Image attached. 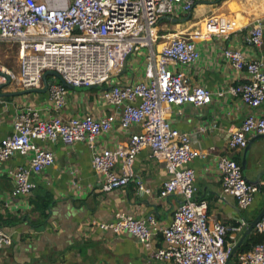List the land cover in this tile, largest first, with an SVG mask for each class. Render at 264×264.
Returning a JSON list of instances; mask_svg holds the SVG:
<instances>
[{"label":"built area","instance_id":"2783aa9c","mask_svg":"<svg viewBox=\"0 0 264 264\" xmlns=\"http://www.w3.org/2000/svg\"><path fill=\"white\" fill-rule=\"evenodd\" d=\"M195 0H0V43L16 46L17 74L0 66L20 90L42 88V74L54 71L65 84L74 88L96 85L99 96L113 109L111 114L95 118L91 114L64 118L44 116L28 105L15 115L12 131L0 140V163L16 155L29 157L27 163L8 172L12 196L25 195L34 188L32 177L53 166L55 154L45 143L70 147L85 143L91 153L93 172L102 180L101 190L110 193L128 186L134 178L133 165L141 150L148 148L164 165L167 179L159 197L177 195L180 202L171 224L158 227L153 215L141 219L117 214L112 223L100 224L102 230L115 234L126 232L146 249L154 235L161 233L162 248L150 257L168 264H226L233 244L225 242L229 227L222 222H209L207 205L196 199L194 171L189 163L202 154L191 146L197 132L175 129L167 119L171 107L191 105L203 107L212 100L210 91L190 86L184 73L175 67L196 63L199 52L194 41L212 35H224L236 28L233 21L209 17L205 33H176L159 36L157 24L176 10L186 14ZM264 23L255 21L247 41L260 47ZM163 39L161 48L156 45ZM146 50L143 80L117 84L129 56ZM224 58L232 67L243 71L247 81L229 87L223 93L240 98L249 109L264 103V58L246 60L239 50H224ZM47 99L52 109L65 108L67 87L48 76ZM0 76V86L6 84ZM48 110L50 111L49 107ZM47 110V111H48ZM0 117V125H1ZM129 131L127 141L113 149H97L96 139L113 127ZM264 135V114H248L227 141L229 150L243 149L252 136ZM216 169L221 176L222 191L234 197L241 209H247L259 189L243 176L241 166L227 156H217ZM138 189L150 193L138 180ZM75 186V183H73ZM262 237L252 249L237 255L241 264H264V216L255 225ZM12 245V238L0 226V249Z\"/></svg>","mask_w":264,"mask_h":264},{"label":"crops","instance_id":"0c3cea01","mask_svg":"<svg viewBox=\"0 0 264 264\" xmlns=\"http://www.w3.org/2000/svg\"><path fill=\"white\" fill-rule=\"evenodd\" d=\"M195 2L188 19L187 13L179 10L171 16L162 17L157 24L158 35L202 33L206 19L212 16L233 21L236 28L224 35L194 41L199 52L198 61L175 69L184 73L190 86L199 85L210 91L211 103L203 107H171L167 119L181 132H197L200 126L206 128L204 132H197L191 141L192 148L202 154L188 165L195 175L196 199L206 203L209 222H222L229 227L225 242L236 244L240 237L237 230H243L264 206V192L258 191L253 203L247 209H241L234 197L222 191L215 161L217 156L222 155L241 166L245 160L243 176L249 183L256 184L257 175L264 172V139L252 136L248 141L252 143L250 150L246 153L245 148L229 150L227 141L248 114H264V103L253 110L237 96L219 94L248 79L245 72L236 70L225 60L223 53L232 49L242 52L248 61L264 58V35L260 47L247 41L253 23H264V0ZM163 41L158 40V50ZM145 58V49L129 56L122 72L112 81L128 84L143 80ZM101 90L100 87L67 88L65 108L56 112L48 102L47 92L6 96L20 91L13 82L6 83L0 90L3 95L0 96V140L11 133L15 115L28 105L44 116L70 118L91 114L100 118L111 114L113 109L104 104L99 96ZM139 132L138 127L124 132L116 125L110 132L98 136L95 147L113 149L126 142L131 133ZM44 146L53 150L55 161L52 167L32 177L34 188L28 194L11 195L13 186L8 172L26 164L29 157L16 155L0 163V224L12 238L11 246L0 249V264H168L150 257L151 251L163 246L159 231L153 236L150 248L146 249L126 232L115 234L100 227V224L114 222L117 214L135 219L153 215L161 229L171 224L180 198L177 195L159 197L160 187L168 175L164 165L154 159L148 148L136 156L134 178L128 186L105 193L101 190L102 180L92 170L91 153L85 143L70 147L45 143ZM138 180L150 193L138 189ZM259 185H264V175L259 177ZM46 197L51 203L42 215L36 210L34 202L42 205ZM256 235L255 232L250 234L238 250L251 244ZM237 252L227 264H241L237 260Z\"/></svg>","mask_w":264,"mask_h":264},{"label":"water","instance_id":"95a60500","mask_svg":"<svg viewBox=\"0 0 264 264\" xmlns=\"http://www.w3.org/2000/svg\"><path fill=\"white\" fill-rule=\"evenodd\" d=\"M190 16H191V12H188L186 18L188 19V18H190ZM0 76L4 77L6 79L7 84L10 83V78L4 72L0 71ZM48 76H53L57 81H59L61 84L65 85L67 88H72L70 85L65 84V82L61 79L60 75L57 74L56 72H54V71H46V72H44L42 74V88L20 90V91L13 92V93H8V94H5V95L14 97V96H21V95H25V94L45 93V92H47L48 84L50 83V79L47 78ZM88 88L95 89V88H98V86L92 85L91 87H88ZM0 90H1V86H0ZM0 96H3V95L0 93ZM262 138L264 139V135L256 136V139H262ZM251 144H252L251 142H249L247 144V146L244 149V153H246V152H248L250 150ZM241 167H242V170L244 172L245 169H246V161L245 160L242 161ZM261 175H264V172H260L257 175V179H256V184L255 185L258 187L259 191H263L264 192V185L263 186L259 185V177ZM263 216H264V206L259 211V213L254 217V219L252 221H250L248 223V225L243 230H241V231H239V229L237 230L238 231L237 234L240 237H239V240L237 241V243L233 244L232 253H231L230 257L228 258V260H230L236 254L237 250L242 246L244 240L246 238H248V236L250 234L255 232V228L254 227L260 221V219Z\"/></svg>","mask_w":264,"mask_h":264},{"label":"rangeland","instance_id":"374dc122","mask_svg":"<svg viewBox=\"0 0 264 264\" xmlns=\"http://www.w3.org/2000/svg\"><path fill=\"white\" fill-rule=\"evenodd\" d=\"M16 46L12 43H0V66L17 74L19 71Z\"/></svg>","mask_w":264,"mask_h":264},{"label":"trees","instance_id":"16d2710c","mask_svg":"<svg viewBox=\"0 0 264 264\" xmlns=\"http://www.w3.org/2000/svg\"><path fill=\"white\" fill-rule=\"evenodd\" d=\"M50 203H51V201H50V198H48V197H46V199L43 201L42 205H39L37 202H34L36 210L41 211L42 215H44L45 210L49 209ZM0 226H1V224H0ZM261 240H262V237L257 234L256 237H254L252 239L251 244L247 245L246 247L241 248L240 250H238L237 253L240 254V253H245V252L250 251L252 249V247L255 246L257 243H259Z\"/></svg>","mask_w":264,"mask_h":264},{"label":"bare ground","instance_id":"6f19581e","mask_svg":"<svg viewBox=\"0 0 264 264\" xmlns=\"http://www.w3.org/2000/svg\"><path fill=\"white\" fill-rule=\"evenodd\" d=\"M205 31H206V27L204 25V28L202 29V33H205Z\"/></svg>","mask_w":264,"mask_h":264}]
</instances>
